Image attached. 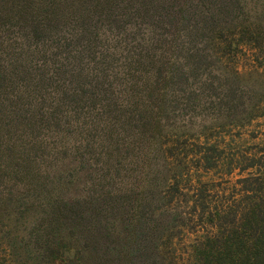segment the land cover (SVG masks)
<instances>
[{"label":"rangeland","instance_id":"1","mask_svg":"<svg viewBox=\"0 0 264 264\" xmlns=\"http://www.w3.org/2000/svg\"><path fill=\"white\" fill-rule=\"evenodd\" d=\"M187 1L190 2L0 0V12L2 7H6V10L13 6L20 7L23 3L31 8H64L73 18L72 28L67 29L65 38L62 36L50 42L51 39L38 36L31 42V49L40 50L46 44L51 47V54L56 47L60 51V63L73 71H76V67L69 57L82 53L85 68L95 75V79H100L102 69L108 68L107 59L100 60L102 64L105 63L100 65L99 59L89 55L86 43L77 45L65 39L73 40L77 35H86L85 29L90 26H96L94 28L101 35L98 37L111 35L115 40L120 39L123 35L121 31L111 34L116 22L107 17L109 6L116 9L115 12L119 10L116 20L123 16L122 8L131 10L133 17L125 21L126 29L139 26L141 37L149 41L146 45L139 41L143 51L133 41L132 50L136 53L146 52L148 56L142 62L146 66L135 68V78H131V91L135 96L129 91L125 95L118 88L119 94L115 93L119 104L126 105L130 111L133 125L139 123L134 120L139 112L144 113L145 120L138 128H128L124 135L116 118H113V124L110 123L111 134L122 135L119 136L120 144L104 149L110 154L112 177L101 181L99 175L93 173L92 177L89 175L93 180L83 176L88 171L85 167L90 164L96 169L103 168L107 158L88 155L85 149L74 153L72 147L67 152L59 153L57 143L60 138L52 127L45 125L32 137L23 139L12 134L20 131L19 128L0 129V158L8 145L14 143L18 151L16 155L19 156L21 151L22 157V145L33 143L38 149L33 158L43 167L44 175L51 174L50 181L55 171L70 170L75 175L70 179H81L78 192L82 195L92 181L96 184V194L109 192L116 198V195L128 193L142 200L143 213H155L156 218L159 217L155 225L160 229H164L165 225L174 229L176 238L173 254L178 264H190L194 241L204 232L202 210L200 207L197 211L194 209V201L206 197L208 201H213L214 206L232 199L240 200L246 195L255 194L246 192L245 188H255L256 173L264 178V0H224V4H220L223 14L220 18L215 17V22L209 20L212 29L207 31L205 37L196 40L186 38L181 29L175 30L170 26L171 31L168 26L170 16L167 13L173 11L181 20L180 15L184 13L182 7L187 6ZM237 3L242 5V9L237 8ZM143 4H150L154 12L139 20L135 11L138 5ZM91 7L96 9L95 16L90 14L87 18L84 16L85 11ZM1 15L0 41L14 42L19 51L26 35L24 27L16 24V20H8ZM26 17L31 23L33 16ZM44 18L40 17L39 20ZM174 31H178L181 36H174ZM152 33L157 40L152 38ZM151 44L156 49H150ZM173 45L176 50L170 51ZM101 46L95 48L99 57L104 56ZM0 47L3 49L0 51H4V46ZM122 63L123 60L118 59L117 66L112 70L127 74V68ZM160 63L164 65L163 74L157 77L158 83L153 85L151 81L156 77L154 75ZM51 69L53 71V67ZM97 106L85 112L91 114ZM75 109L74 105H67L68 112H74ZM5 121L10 126L12 118H6ZM67 129L68 135L61 139L66 145H72L71 139L80 140L85 133L81 129L76 130L74 124ZM40 141L44 143L40 144ZM45 147L51 150L47 148L41 151ZM102 150L99 148V152ZM6 176L4 179L0 176V215H10L16 205H20L24 211L42 205L43 196L39 192L33 193L29 186L23 185L24 182L19 184ZM16 185L21 186L18 188ZM32 194L34 201L30 198ZM40 208L35 209V215ZM4 220L6 222V217Z\"/></svg>","mask_w":264,"mask_h":264},{"label":"trees","instance_id":"2","mask_svg":"<svg viewBox=\"0 0 264 264\" xmlns=\"http://www.w3.org/2000/svg\"><path fill=\"white\" fill-rule=\"evenodd\" d=\"M224 2L187 1V6L182 7L184 13L180 15L181 20L173 11L167 13L170 16L169 30L170 26L175 30L181 29L186 38L191 40L205 37L207 31L212 29L209 23L223 14L221 6ZM20 5L6 10V7H2L0 12V16L3 14L8 20L12 18L16 24H21L26 34L19 51L14 42L0 41V45L4 46V51H0L1 131L19 128L20 131L12 134L23 139L35 135L43 125L50 126L60 138L57 143L59 153L67 152L72 147L74 153L85 149L88 155L107 158L103 168L96 169L89 164L83 176L89 177L93 173L99 175L101 181L112 177L107 148L120 144L119 136L124 135L128 128H138L145 120L144 113L139 112L134 119L139 123L133 125L127 106L118 102L117 88L125 95L128 91L132 93L131 78H135V68L146 66L142 62L148 56V53L140 52L143 51L140 43L146 45L149 41L141 37L139 26L126 29L125 21L133 17L130 9L122 8L123 16L116 20L119 10L115 12L116 9L109 6L107 17L116 22L111 34L121 31L122 38L115 40L110 34L109 37H98L101 35L94 28L96 26H90L85 29L86 35H77L73 40L65 39L77 45L86 43L89 55L99 59L100 65L105 64L100 60L107 59L108 68L102 69L100 79H95V75L85 68L82 53L69 57L76 67V71H73L60 63V51L56 47L51 54V47L46 44L43 49H31V42L38 36L51 39L50 42L62 36L65 38L67 29L72 28L70 13L56 6L31 8L24 3ZM138 6L135 14L137 19L140 17L139 20L154 12L150 4ZM237 8L242 9V5L237 3ZM95 10L92 7L86 9L84 16H95ZM26 16H33L31 23ZM40 17L45 18L39 20ZM174 32V36H181L178 31ZM152 36L157 40L154 33ZM133 41L139 46L140 53L132 50ZM174 45L177 47V44ZM174 45L170 51L176 50ZM97 46L103 47L104 56L97 55ZM149 46L152 50L156 49L152 44ZM118 59L123 60L122 64L127 70L122 68L127 74L112 70L117 66ZM163 68L164 65L160 63L154 75L156 77L153 81L149 80L151 84L158 83L157 77L163 74ZM69 104L76 107L74 112L67 111ZM134 105L137 108V103ZM96 106L91 114L85 112ZM6 118H12L11 124L8 122L10 126ZM113 118L118 121L122 135L111 134L110 123L115 122ZM72 124L77 127L76 130L81 129L85 133L80 140L71 139L72 145L63 144L61 139L68 135L67 128ZM47 148L39 149L46 151ZM99 148L103 150L99 152ZM21 150L24 153L22 157L21 151L19 156L16 155L18 151L14 143L5 147L0 158V176L4 179L8 175L10 181L19 184L24 182L23 185L29 186L31 192H39L43 196V203L41 208L29 207L25 211L16 205L10 215H0V264H178L173 254L176 238L174 229L169 225H165L164 229L155 225L159 217L157 219L155 213H143L142 200L128 193L116 195V198L109 192L96 194V184L92 181L82 195L78 192L81 179H70L72 175L75 176L73 172L55 171L50 181L51 174L44 175L43 167L33 158L38 152L33 143L22 145ZM42 155L41 158L44 157ZM100 172L103 174L100 175ZM256 174L255 188H245L246 192H255L254 195L214 206L213 201H208L206 197L194 201V209L197 211L200 207L202 210L204 232L194 241L190 264H264V178ZM16 186L19 188L21 185ZM30 198L34 201L33 194ZM36 208L41 210L36 211L35 215Z\"/></svg>","mask_w":264,"mask_h":264}]
</instances>
